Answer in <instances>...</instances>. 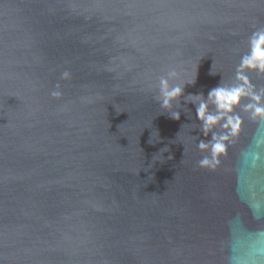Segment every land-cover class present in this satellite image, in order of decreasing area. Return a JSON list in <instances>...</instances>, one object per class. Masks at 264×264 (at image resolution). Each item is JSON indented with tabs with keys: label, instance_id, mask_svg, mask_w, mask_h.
<instances>
[{
	"label": "water",
	"instance_id": "obj_1",
	"mask_svg": "<svg viewBox=\"0 0 264 264\" xmlns=\"http://www.w3.org/2000/svg\"><path fill=\"white\" fill-rule=\"evenodd\" d=\"M254 24L264 0H0V264H264V121L213 172L189 99L236 83Z\"/></svg>",
	"mask_w": 264,
	"mask_h": 264
},
{
	"label": "clouds",
	"instance_id": "obj_2",
	"mask_svg": "<svg viewBox=\"0 0 264 264\" xmlns=\"http://www.w3.org/2000/svg\"><path fill=\"white\" fill-rule=\"evenodd\" d=\"M249 38V50L242 55L236 67L235 81L230 85H220L212 88L205 98L201 95H192L189 99L197 104L196 116L202 124L205 136H211L209 142L201 141L198 145L201 152L206 153L199 160L200 168L213 172L222 166V158L229 154V146L240 135L244 120L240 112L249 113L254 121H264V87L257 88L252 82L249 72L264 74V27H256ZM70 73H62V79H69ZM178 80L175 71H169L159 78L158 99L161 107L171 112V118L180 120V113L172 111L173 102L184 95V85L194 83H171ZM52 99L62 96L61 85L56 84L50 92ZM239 110V111H238Z\"/></svg>",
	"mask_w": 264,
	"mask_h": 264
}]
</instances>
